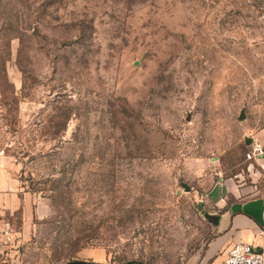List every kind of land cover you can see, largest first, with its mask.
I'll return each mask as SVG.
<instances>
[{
  "label": "rangeland",
  "instance_id": "374dc122",
  "mask_svg": "<svg viewBox=\"0 0 264 264\" xmlns=\"http://www.w3.org/2000/svg\"><path fill=\"white\" fill-rule=\"evenodd\" d=\"M262 133L264 0H0V167L32 211L7 213L25 264H202L199 181L259 183Z\"/></svg>",
  "mask_w": 264,
  "mask_h": 264
},
{
  "label": "crops",
  "instance_id": "0c3cea01",
  "mask_svg": "<svg viewBox=\"0 0 264 264\" xmlns=\"http://www.w3.org/2000/svg\"><path fill=\"white\" fill-rule=\"evenodd\" d=\"M259 135L264 143V133ZM1 162L4 164L3 160ZM3 164L0 167V214L17 228L7 213L12 215L23 208L27 224L32 211L30 205L19 198L17 182L8 165ZM251 165L255 167L254 175L261 179L259 183L236 186L211 176L199 181L200 185L208 181L209 188L202 192L206 195L203 206L214 220V234L202 264H220L238 241L253 244L264 255V163L252 162Z\"/></svg>",
  "mask_w": 264,
  "mask_h": 264
},
{
  "label": "built area",
  "instance_id": "2783aa9c",
  "mask_svg": "<svg viewBox=\"0 0 264 264\" xmlns=\"http://www.w3.org/2000/svg\"><path fill=\"white\" fill-rule=\"evenodd\" d=\"M5 149L0 150L3 154ZM247 159L251 162L264 163V143L254 139L248 147ZM197 203H205V194L195 195ZM18 231L0 214V264H25L18 249ZM220 264H264V255L253 244L238 241L228 251Z\"/></svg>",
  "mask_w": 264,
  "mask_h": 264
},
{
  "label": "water",
  "instance_id": "95a60500",
  "mask_svg": "<svg viewBox=\"0 0 264 264\" xmlns=\"http://www.w3.org/2000/svg\"><path fill=\"white\" fill-rule=\"evenodd\" d=\"M240 118L241 119L245 118L244 112L241 113ZM252 141H253L252 138H248L246 142H247V144L250 145L252 143ZM186 189L190 190L191 188L186 186ZM65 264H102V263L94 262V261H88V260H74V261H71V262H68V263H65Z\"/></svg>",
  "mask_w": 264,
  "mask_h": 264
}]
</instances>
